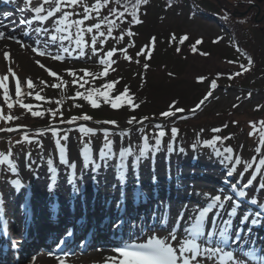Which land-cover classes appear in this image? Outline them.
Masks as SVG:
<instances>
[{"label":"snow or ice","instance_id":"1","mask_svg":"<svg viewBox=\"0 0 264 264\" xmlns=\"http://www.w3.org/2000/svg\"><path fill=\"white\" fill-rule=\"evenodd\" d=\"M6 2H11V0H6ZM113 0H95V2L92 5H88L86 3V0H37V6L32 7L33 0H24L25 8H30L31 11L35 13L34 19L39 22H47L50 18L53 19L52 23V32L54 34L50 35V43H55L58 40L61 42V49L63 53H70L72 49L69 47L63 46V41H68L70 44L74 41L76 50H79V56L83 57L86 55L84 49L89 46L88 41L85 40L84 34L89 33L91 35V51L94 55H97L99 57V63L103 65V70L100 72H92L88 69H80L79 71L83 73V75L78 76L77 71L74 70H66L68 71L69 75L73 77L72 83H80V87H84L85 84L89 83L85 77H92L93 79H99L103 77H107L109 75V69L111 68L112 64H114L116 61H114L112 58L116 54L117 51H120L124 54V58L128 60L129 62L133 61V57L128 54V48L125 47L123 49H117L112 48L111 50H108L104 53L103 56H100V52L102 49L97 48V41L105 36L111 37L113 30L117 27V21H127L126 14L131 15L132 19L130 21H127L128 23H140V21L137 17V13L140 9L141 5H145L148 3V0H128L126 4L122 5V0H114L115 7H108L109 4H111ZM251 2V0H249ZM129 5H131V11L129 12ZM77 7H81L83 9L82 13L73 11ZM107 8V15L101 16V10ZM66 9H73V10H66ZM23 11V9H21ZM60 14L57 16V14ZM93 13H95V16H93ZM9 13H5L4 17L7 19L9 16ZM74 16H80L81 18L73 19ZM114 17V19L110 18ZM227 19V15L224 17ZM90 19H96L97 22L85 26V21ZM25 24L31 25V20H25ZM3 27H7V25L3 24L2 21H0V39H11L16 40L15 36H6V34L2 31ZM106 27V31H102L101 29ZM73 29H75V32H73ZM14 31V29H13ZM34 31L40 35L43 34L45 36L49 35V29L47 27L44 28H36ZM127 36H134L136 35L131 31V29H128L126 33H122L116 37L117 40L122 41L124 39V35ZM24 35H29V33L25 32ZM155 37L151 38V41L149 45H146L145 47H149L155 43ZM177 38L173 34L171 37V40L175 41ZM189 37L187 35H184L182 38L179 39L180 44H184L185 41H187ZM17 43L23 44L22 41L16 40ZM104 40H100V43H104ZM202 40L198 39L195 44L192 45L191 51L196 52V44H200ZM219 42V41H216ZM39 43V41H37ZM27 47H31V45H28ZM129 47H134V43L130 42ZM32 50L36 52L40 56H50L51 59L56 61H63L65 59L64 55L57 53L55 55H52L50 52L43 51L38 47H33ZM177 52H180L181 49L179 47L176 48ZM144 54L143 51L138 52L136 55H142ZM202 55H209V53H201ZM6 58L10 57L9 53H5ZM151 57L149 56L148 59ZM136 63H139V60L135 61ZM36 63L41 67L42 69H45L48 71L49 75L52 77H56L60 80V83L52 84L51 87L59 89L62 85L66 88L67 82L63 81L58 74L55 71H52L51 69H46V66L41 63L40 61H36ZM231 63V61H230ZM254 61L251 57H248V65L253 64ZM145 69L149 67V64L145 63L143 65ZM240 68L242 71H237L235 73V76L238 77L243 74V72L250 71V68L244 64L240 65ZM112 71H115L114 68L111 69ZM12 77L15 78L14 80V87H15V95L17 97L22 95L21 91V81L16 76V73L14 70L9 68L8 70ZM169 76H173V73H168ZM230 79L233 77H229ZM9 77L8 75L0 76V88L3 89V99L5 102H7V107L9 109H12L14 107V104L10 102V95H9V85L6 83L8 81ZM199 82H204L207 77L200 76L197 78ZM82 82V83H81ZM41 83H46L42 81ZM119 83V78L114 81L107 82L102 85V89L100 88H91L87 90V94L77 91L75 93L76 97L82 98L83 100L87 101L93 108H99L101 107V104L99 102V98L103 99L104 103L110 104V106L113 109H119L123 105H129L133 109L139 107L138 104L133 103V99L130 96H127L130 89L126 85L124 88V92L120 95H117L115 99H112L110 93L114 90L115 85ZM209 88L204 94L203 98L195 105L194 108H192L190 111L195 112L198 109L201 108L202 105H204L210 97H213L214 90L218 88V84L216 79H211L208 81ZM27 87L29 89H32L35 87L33 81L31 78H28L26 81ZM28 95H32L31 92L28 93ZM252 95L251 92L248 93V96L250 97ZM127 97V98H126ZM35 99L37 100H44L45 97L41 96L39 93H36ZM56 103H63V101H56ZM20 106L24 109H27L31 112V115L34 117H42L45 115V112L36 110H32V105L20 103ZM78 107H81V105H77ZM233 107H238V105H233ZM51 112V115L55 117L57 115V112L55 110H49ZM185 110L183 108H178L175 106V104L169 105L168 110L164 111L161 115L164 117H175L177 113H182ZM15 119H19V117H14L12 115H3V109L0 108V120H6L8 122H11ZM92 120L93 117L82 114L80 117H73L70 121H66L67 123H75L76 120ZM149 119L148 117H144L143 120ZM143 120L139 121L140 123H143ZM136 121V117H131L127 123L132 124ZM96 123H102V124H112L118 126V123L116 121H96ZM233 123H238V121H234ZM250 127L252 128V132L249 133L250 136H253L256 134V132H259V142L258 146L255 148V152L258 154V158H253L252 160L248 162H244L240 157L233 158V149L231 147H226L224 149V152H221L219 149H215L217 156H224V153H228L229 155L224 156V160L228 162V164H231L232 167L229 168L227 175L229 177L233 176L234 173H238L239 170L237 169L236 165H243L244 169H253L254 165V171L250 174L249 178L247 179V182L243 185V188L238 192V195L240 197H247L248 193H246L243 189L245 188H251L254 185V182H257V178L260 177V181L258 183V187L261 191H264V120H260L258 122L251 121ZM257 124H259V127H257ZM228 125L225 124L224 127L226 128ZM156 127L162 128L161 125H156ZM52 132V135L56 137L55 144L59 150L60 155V161L62 164L68 165L70 168L73 169V176H75V164H70L69 160L67 158V146L65 144H61V139L67 140V136L60 137L59 131L55 127H49V129ZM17 131L16 128L13 127H7V128H0V132H13ZM79 131L84 134H94L95 129L81 126L79 128ZM105 134L106 143L103 146V149L100 151V157L101 159H104L106 157H110L112 155V141L107 140L108 137V131L106 129L103 130ZM141 131H143L141 129ZM214 132H220L222 129L216 128L213 129ZM178 132L177 129L173 128L172 133L175 135ZM124 133H121L123 135ZM165 132L161 130L159 132V137L156 140V150H159V145L161 143L160 138L165 136ZM231 137H221L219 135L215 136L214 139L205 141L204 143L207 146L215 148L216 141H221L222 139H230ZM23 142L31 143L32 139L29 137V134L27 132L23 133ZM17 143H21V141H17ZM42 147V145H41ZM149 148L147 138L144 139V148L140 151V154L136 157L137 166L139 165L140 158L143 156H146L147 150ZM104 149H107L105 151ZM171 151V148L169 149ZM183 151V149H181ZM82 154L84 156V162L85 166L88 165L89 162L94 163L92 161L91 157V149L88 145H85V147L82 150ZM132 149H124L120 152V163L117 166L118 167V175L121 179V181H124L126 179L125 177V171L127 169V165L125 163V158L129 155H132ZM12 152L9 151L7 154L0 153V164H5L9 166L12 173L18 175V165L15 161L11 159ZM49 170L53 174L52 180L55 182L56 180V173L57 169L53 167V161L51 159L48 160ZM96 169L100 168V164L95 165ZM139 178L137 177V182ZM155 181V177H154ZM11 184L15 187L17 191H19L24 185L22 184L21 180L14 179L11 181ZM235 187V185H233ZM76 189L74 188V191ZM123 191V189H122ZM141 195H143L142 191L137 187L135 189V196L139 198ZM207 206L200 207L194 210V214L192 217H190L191 220V226L185 228V232L187 235L181 240L178 241V246H174L172 241H177V235L174 231H169L168 237L161 238L159 236H152L150 237L147 242L145 243H126L123 246L116 247L113 251L115 253H118V256L108 257L106 258V264L107 261H110L111 264H229V262H232V264H250V261L247 259L248 257H251L253 260L257 259L255 249H252L251 251L245 252L243 255H241L239 252H233V251H226L225 246L229 244V241L232 237H235L236 239H243V237L239 236V233L234 230V222L232 217H236L238 213V207L236 203L233 202V197L224 195V194H217V195H211L209 197V200L206 202ZM253 204H259V207L264 208V202H258L256 199H252ZM3 200L0 198V212H3ZM214 209H217L218 211L215 212V216L219 217V223L216 222V220H212V230L208 231L206 233L205 231V224L206 219L208 218L209 214L213 212ZM225 213L228 216V219H224ZM180 218H183V214H179ZM251 225H258L260 224L259 220V213L256 214V218H250L247 215H241L239 220L235 224V228H239L241 223L249 222ZM163 224L167 225V216H165L162 220ZM231 233V235H230ZM71 235V232L68 233ZM218 236V240H214L213 238ZM250 240V237H248ZM49 255H53L52 253H49ZM59 264H66V260L60 259ZM260 264H264V259H260Z\"/></svg>","mask_w":264,"mask_h":264},{"label":"trees","instance_id":"2","mask_svg":"<svg viewBox=\"0 0 264 264\" xmlns=\"http://www.w3.org/2000/svg\"><path fill=\"white\" fill-rule=\"evenodd\" d=\"M94 2L95 0H86L88 5H92ZM127 2L128 0H122L120 7L122 8L123 4ZM252 2H255V0H251V2L249 0H148L147 4L140 6L137 13L138 19L142 22L128 23L127 21H130L132 17L126 14L127 21L118 20L112 36L106 40L105 45L108 50L127 47L128 54L133 57L132 62L126 60L122 52L117 51L114 55L116 63L113 68L115 71L110 68L109 75L99 79L85 77L89 83L85 84L84 87H80V83H72L73 77L66 71L67 65L62 62H55L54 66H58L56 68L58 76L67 82V87L65 88L63 85L59 89L51 87L52 84L60 83V80L44 72L42 80L46 83L36 88L32 95L23 93L17 103L12 102L14 104L12 109L8 107L3 109L4 116L12 115L19 117V119L11 122L0 120V128L19 125L42 127L51 124H62L70 121L73 117H80L82 114L93 117L92 120L95 121L121 120L127 116L142 120L148 115L159 114V112L166 109L165 106H159L158 104L162 97H179L184 104L196 100L198 97L196 90L200 86L197 78L200 76L207 77L206 80L208 81L210 78L217 79L220 82L226 81L229 88H235L234 90L243 94L244 90L252 85L259 86V83L264 85V29L261 27L262 22L255 20L254 13L257 9L254 8L243 16L240 13H234L235 11L242 12L246 10ZM115 6L114 0L108 5V7ZM73 11L82 13L83 9L77 7ZM130 11L131 5H129ZM107 14V8L101 10V16ZM226 15L227 19L224 18ZM93 16H95V13H93ZM110 18L114 19V17ZM89 21L97 22L96 19H90ZM195 21L209 25L210 30H220L219 40L225 38V42L210 40L211 43L206 46L205 50L199 45L198 51L200 55H202L201 53H209V55L202 56L207 57V59L214 57L217 64L222 62L225 67L219 68L215 73H210L213 68L209 66L205 70L209 69L208 73L211 76H197L195 81L191 82V86H185L182 75L186 72L187 62L190 60L187 59L183 50L189 45V42L187 40L184 44L179 43V39L184 34L182 32L178 33L176 27L187 22L195 23ZM128 29H131L136 35L130 37L125 34L122 41L116 39L118 35L126 33ZM173 34L177 38L175 41L171 40ZM153 37L156 38L155 43L145 47L149 45ZM87 39L91 40V35ZM130 42L134 43V47H129ZM100 44V40H98L97 45ZM177 47L181 49L180 52L176 51ZM141 51L144 54L137 56L136 54ZM149 56L150 59H148ZM248 57L252 58L253 64L248 65ZM136 60H139V63H136ZM145 63L149 64L147 69L143 67ZM241 64L248 66L250 71L243 72L242 75L236 77L235 73L242 71ZM75 67L78 76L83 75L79 71L80 69H88L92 72L103 70V67L96 62H87L86 60L78 61ZM170 72L174 75L169 76L168 73ZM229 77L233 78L230 79ZM118 78L119 83L115 85L114 90L110 93L112 99L123 93L127 85L130 89L127 96L132 97L133 103L138 104L139 107L133 109L129 105H123L119 109H113L110 104L104 103L103 99L99 98L101 107L93 108L87 101L75 96L77 91L87 94V90L91 88L103 90V84ZM36 93H39L45 99H35ZM253 93L252 96L255 95ZM56 101H63V103H56ZM21 102L32 105L33 111L45 112V115L42 117L32 116L30 111L20 106ZM77 105H81V107ZM49 110H55L57 115L53 117ZM250 114H257L259 117L264 115V101ZM255 119L257 117L251 118L245 124H232L231 127L227 126V129L223 126V131L225 133L230 131L238 133L242 128L248 132L252 131L249 122H258ZM257 127H259V124H257ZM195 131L196 129L193 127L184 126L180 129L179 138L184 137L186 133L193 134ZM255 136H259L258 131ZM236 137L237 135L234 138ZM251 138L253 137L249 136V139ZM2 139V142H0L2 147L11 149L12 144L20 139V136H13L10 140Z\"/></svg>","mask_w":264,"mask_h":264},{"label":"rangeland","instance_id":"3","mask_svg":"<svg viewBox=\"0 0 264 264\" xmlns=\"http://www.w3.org/2000/svg\"><path fill=\"white\" fill-rule=\"evenodd\" d=\"M229 1V0H228ZM14 9L17 12V18L20 19V23L22 24L21 30L22 31H28L32 30V32L35 34L31 38V40H26V42L23 41V43L27 44L30 43L32 47H27L25 48L24 45H20L19 52L18 54H15L11 51H0V76L8 75L9 79L6 83L9 85V95H10V101L11 100H16L17 96L15 95V87H14V80L15 78L12 77L11 73L8 71L9 68L14 70L16 73V76L20 79L21 81V91L24 92H33L35 88L41 83L43 73L47 72L45 69H42L39 67V65L36 63V61H40L43 63L46 67L48 66L51 68V70H55L54 63L56 60H53L50 58V56H40L36 52L32 50L33 47H38L43 51L50 52L52 55H55L54 51H51L49 49L53 48V50H59L60 49V54H64L61 49V42L58 40L55 43H50V35L54 34L52 32V23L53 19L55 18H50L47 22H39L34 19L35 13L30 10V8H25L24 0H19L18 2H13ZM258 7L254 6L252 9H257L260 11H255L254 16L257 14L258 18L261 20V27L264 29V0H262L261 3H257ZM37 6V0H33V5L32 7ZM261 8V9H260ZM23 9V11H21ZM66 10H72V9H66ZM75 10V9H74ZM60 14L58 13L57 16ZM256 17V16H255ZM81 18L80 16H75L74 19ZM31 20L32 23L31 25L25 24V20ZM96 22L86 20L85 21V26L92 25ZM44 28L47 27L49 29V35L45 36L43 34L38 35L34 29L36 28ZM209 25H205L202 22H196L195 23H184L176 27V31H179L178 33L182 32L184 35H188L189 39L187 42H189V45L185 47L183 52L186 54L187 59L190 61L187 62V67H186V72L183 73L182 77L184 78L185 81V86H191V82L195 81V78L200 75H209L211 76L208 70H205L207 67L210 66V68H213V70L210 71V73H215L219 68H224L222 62L217 64L216 58H205L204 56L199 54L198 51V46H202V48L205 50L206 46L211 43V41H219V42H225V38L221 39V41L218 39L221 35L218 30H210L211 28H208ZM102 31H106V27L101 29ZM74 32V29H73ZM108 39V36L102 37L99 40H106ZM200 39L202 42L200 44H196V52L191 51V47L195 42ZM211 40V41H210ZM39 41V43H37ZM63 46H68V42L63 41ZM9 53L10 57L6 58L5 53ZM90 57H95V55H88ZM58 62V61H56ZM55 67V68H54ZM56 71V70H55ZM48 73V72H47ZM49 74V73H48ZM28 78H31L33 81L35 87L32 89H29L27 87L26 81ZM211 79V78H210ZM251 84V83H250ZM258 86H252L254 91H255V98L254 101L250 103V99L248 97L240 95L238 91H233L230 92L229 94L225 95L221 92L224 91L222 88L225 86L224 82L219 83V89L216 90L215 94L213 97L208 100L201 109L192 112L190 111L199 98V96H202L209 88V83L205 80L204 82H201L199 88L196 90L198 97L196 100L191 101L187 104H185V107L189 110L185 113L186 116L184 117L185 119H182L183 122H188L190 125L189 127H193L195 129H198L196 134L194 135L193 138H187L188 141L186 143L179 144L176 140V136L173 135L172 130L170 129L171 127H166L169 123L167 122H161V121H156L153 126L149 129L148 125H142L141 123L138 124V122H134L132 124L127 123V121L130 118L122 120L119 124L118 127L112 130V135L107 137V140L112 141V156L115 160L114 164H117L116 162L119 160V154L122 150L131 148L132 149V155L127 156L125 158L126 164H129L130 167L136 168L137 162H136V157L138 154H140L141 151V142L144 141L143 138H147L149 142H151V150L147 152L146 156H143L140 158L139 165H145L149 166L152 164L154 157L159 159V165H160V158H162V163L166 164V167L172 166L174 167V162H178L180 159L179 152L183 153L186 157V159L190 160L192 154L199 155L200 161L203 163L205 161H212L213 165L207 166V169H210L209 171L213 172H219L220 170H226L231 164H228L227 161L224 160V156L229 155L228 153H224V156H217L215 149H219L221 152H224V149L226 147H231L233 149V158L235 157H240L244 162H248L252 160L253 158H258V154L255 152V147H252L251 150L249 151V141L247 137V132L242 131L240 129L238 132L239 137L237 141L232 144V145H224L223 141H216L217 146L215 143V148L207 146L205 143H201L203 141V135L206 134V129H211V127L218 126L219 124H226L229 123V125H232L234 121H242L247 119L248 117L252 118H258L259 115L257 114H249L246 112H251L253 111L252 109H255V107L258 106V104L261 102V100L264 101V85L263 83H259ZM193 88V87H192ZM190 88V89H192ZM189 89V90H190ZM200 89V90H199ZM230 91V90H228ZM193 95V94H192ZM4 93L3 89L0 88V108L4 107L7 102L3 99ZM252 100V99H251ZM159 106H167L175 104H184L179 97H162L161 100L159 101ZM238 105V107H233V105ZM257 105V106H256ZM181 115V113H178ZM177 114V115H178ZM176 117V116H175ZM260 120H264V116L259 117ZM169 120V119H167ZM166 120V121H167ZM162 126L165 124L164 127L165 129H162L160 127H156V125ZM235 123H233L234 125ZM175 125V124H171ZM55 127V126H52ZM58 129L57 127H55ZM49 128H44L38 131V133L34 134H29V137L32 139V142L29 143L31 146L35 147V150H26L24 147H16L15 149H12V157L11 159L15 161L18 165V175L14 174L11 172L10 169L5 166V164H0V198H3V203H8L9 200V195L12 192V189H15V187L11 184V181L14 179H21L24 180L25 176L24 173L25 171H38L39 168H42L46 166V169L48 171L47 176L45 177L46 181L49 182V177L51 175V172L49 170V165H48V160H58L60 161V155H59V150L55 144V139L52 135V132L48 130ZM141 129L143 131H141ZM216 129V128H214ZM163 130L166 134L164 137L160 138L161 143L159 145V150H156V140L159 137V132ZM59 136H67V140L61 139V144H65L68 149V157H70V144H73L75 148H77L78 153L82 156V148L85 147V145H91L96 149V156L100 157V151L103 149L104 144L106 143L105 138H101L102 133H97V134H82L81 132L79 133V126H67V128H63V130L58 129ZM212 132V131H211ZM121 133H124L121 135ZM2 134V132H0ZM213 134V132H212ZM216 135H213L215 137ZM192 140V141H190ZM194 142V143H192ZM259 142V141H258ZM21 144L27 146L26 142L21 141ZM42 145V147H41ZM256 147L258 146V143L255 144ZM171 148V151L169 150ZM183 149V151H181ZM107 151V149H104ZM114 151V152H113ZM264 151V150H262ZM9 151H5L4 149L1 148L0 146V153L7 154ZM137 152V153H136ZM250 152L249 154H247ZM118 156L116 157V155ZM162 154V155H161ZM101 159V157L99 158ZM217 159V161H216ZM170 161L172 164H170ZM161 163V165H163ZM45 165V166H44ZM53 166V165H52ZM68 166V165H67ZM239 166V172L238 173H245V179L242 176H239L238 174L233 177V180L239 183V186L237 187V190L240 191L241 188H243L242 182L244 183L247 181L249 178L250 174L253 173L255 165L253 169H244L243 165H238ZM54 167V166H53ZM63 167L66 168V165L61 167V170ZM150 168V166H149ZM70 169L68 166L67 170ZM194 170L195 172L197 170H204L206 169L204 166L199 165V166H191L188 168ZM25 170V171H24ZM58 171V170H57ZM70 171V170H68ZM61 171H58V173ZM212 172V173H213ZM71 173V171H70ZM68 173L70 176L71 174ZM136 173L133 171V176ZM67 178V177H66ZM220 178H223L224 180L226 179L224 173L220 176ZM62 179V175H61ZM192 180V179H191ZM202 180V181H201ZM25 181V180H24ZM69 180V184H70ZM198 181V186L196 188H191L195 189L194 192L199 193L202 191L203 188L205 189H210L208 187L209 183L216 184L217 187L223 188V181H217L215 183L214 180H209L205 181L204 178H200ZM260 181V177L257 178V182H254V185L249 188V190L252 189L254 192V195H258L260 200L264 202V191H261L258 187V183ZM191 182V181H190ZM26 185H28V182L25 181ZM25 183L22 182L23 185ZM215 185V186H216ZM72 188H75L76 184L72 182L70 184ZM205 186V187H204ZM68 187L66 188L65 192H68ZM85 188H78V191H80V196L86 195V191H82ZM198 190V191H196ZM246 191L245 189H243ZM25 191H23V196L22 199L19 201L18 206H22L25 196ZM193 192V190H192ZM193 192V193H194ZM70 193L74 194L73 189L70 188ZM14 204L11 205V207ZM13 208V207H12ZM178 211L174 213L173 216H177ZM31 253H27L26 255H30ZM62 254V253H59ZM39 263L41 264H52V262L48 263V259L44 258L39 260ZM68 264H77V261H69L67 260ZM22 264H25V261L22 262Z\"/></svg>","mask_w":264,"mask_h":264},{"label":"bare ground","instance_id":"4","mask_svg":"<svg viewBox=\"0 0 264 264\" xmlns=\"http://www.w3.org/2000/svg\"><path fill=\"white\" fill-rule=\"evenodd\" d=\"M18 2L19 0H15ZM4 15L0 12V20H4ZM9 33L6 36H15L16 40L22 41L19 39V36L16 34V32ZM16 40H11V39H0V51L3 52L5 51H11L15 54H18L20 45H24L25 48H27V45L25 43H17ZM70 157L68 158L70 164H75V179L76 181V186H75V191L74 188H72L69 185V180L70 177L68 176V170L67 167L63 168L61 171L62 179L61 184L63 183L62 189H60V196L58 197L57 200H59V203L61 205L60 211L57 213L58 216H54L51 214V212H45L43 211L40 212L39 208V198L46 194L49 199L54 200L55 195L53 192H51V189L47 186L46 183V176H47V169L46 166L45 168H39L38 171H25L24 176H25V181L28 182V186L31 187L33 190V193L35 194V199L33 202H31L32 208L36 211L34 213L35 215V221L33 224H35L34 227L29 229L30 232V238L27 241H24V244L22 245V248L20 251H18L19 258L16 261L15 264H21L22 261H25V264H41L39 263V260L47 258L48 263L52 262V264H59V260L57 257L59 256H54V255H48V254H43L40 253L43 245L49 247V245H46L48 241H51L56 239L59 234L62 233L64 228L70 224L76 223L77 219L83 221V225L80 227V233L79 235H84L88 236V230L92 229V234L90 237L92 239L97 240L98 238L102 237L104 239L109 238L110 230L112 229V221L114 217H120L125 219V223L123 227L126 229L131 225H135L136 221L138 220V223H140L139 220H145V222L148 221L149 218L152 216L154 217L157 212H153L152 208L156 207L159 203V200H164L168 199V204L170 203V209L166 208L167 210L171 211L172 216L175 211L179 210H185V215H183V223H181V227L178 231V236H177V241H172L174 246H178V241L181 237L186 236L187 233L185 232V228L190 227L188 224L191 221L190 217L193 216L194 210L196 209L195 206L192 207H184L183 203L187 201H183L186 197L190 196L191 198H194L195 200H200V199H207L211 195H215L214 193L212 194H205L203 193H190V189L193 188V186L198 185V179L196 178L193 174H196V172L192 173V171H189L188 168L186 167L187 165L184 163L185 161H188V159L184 158V154L179 153L180 159L178 162H174V173L169 176H167L169 173H167L164 170L163 165H160L156 171L157 174V183L153 184V181L151 180L152 177V171H149L146 167L142 168V171L144 172L145 175L141 176V187L143 190H148L152 187V184L157 186V189L159 191V196L156 198L154 197L156 193L152 194L150 191L147 194V200L144 203H140L138 206H134L132 203V194H130L129 197V208L130 211H128V215H123L119 214L118 212L116 213H111L110 211H115V207L117 206L120 200H118V193L116 191H120L119 188V182L118 179L114 178V175L117 173L116 168L118 169V165H114L111 163V160H109V157H106L104 159H99L100 157L95 156L96 154L94 153L93 158L94 163H90L89 165L85 166V162L82 161L81 155L78 153L77 148L74 147L73 144H70ZM162 155V154H161ZM118 159H121L119 157ZM53 161V166L56 169L61 168L65 164H62L61 161L58 160H52ZM107 161V162H106ZM160 162L162 163V158H160ZM100 164V168L96 169L95 171V165ZM163 164V163H162ZM206 164H208L206 162ZM67 166V165H66ZM71 172L73 173V169H70ZM210 169H204L202 172L204 174H207V176H210L212 171H209ZM198 172V171H197ZM67 177V178H66ZM190 179V180H189ZM192 179V180H191ZM191 181V182H190ZM202 181V180H201ZM71 188L74 191V194H67L65 192L66 188ZM78 188H85L86 190V209L85 215L82 213V206L80 202L81 196L80 191H78ZM111 188H115V192L112 194V200L113 203L111 202L112 207L107 206V203H104V200L106 199V196L108 194H111ZM16 189H13L12 193L9 195V201L11 199V196L14 195L16 197L17 204H19V201L22 199V191L16 192ZM128 192L134 191L133 189H127ZM170 193V194H168ZM71 195L72 199L76 202V208L74 209L73 212L68 214V205L66 203L67 197ZM108 202V201H107ZM159 210L165 209V205L161 204L158 205ZM244 206L241 208H238V218L243 215V211L241 210ZM18 208V207H17ZM109 211L110 216H106L104 214ZM153 212V213H151ZM20 210H16L15 214H19ZM161 212H158V215ZM20 216V214H19ZM236 220L237 216L235 217ZM213 220V219H212ZM212 220L207 219V225L211 223ZM136 223V225L138 224ZM171 227V224H170ZM169 229V227H167ZM235 230V227H234ZM207 231V228L205 229ZM138 234V233H136ZM148 234V233H147ZM135 235V234H134ZM231 235V233H230ZM146 236V234H144ZM160 237L166 238L168 237L167 234H163L162 236L159 235ZM262 245H264V239H260L258 241ZM8 242H5L3 240H0V262L10 259L11 257V250H6V246ZM5 247V250L3 249ZM46 247V248H47ZM87 250L84 251L83 253H78L77 251H73L71 256L67 257H59L60 259L67 260L69 261H77V264H106V258L108 257H113V256H118V253H115L113 250L115 248L105 245L104 243L102 245H94L90 244L86 248ZM28 251H33L37 252L34 255L35 260H31L33 256H24V254L28 253ZM107 264H111L110 261H107Z\"/></svg>","mask_w":264,"mask_h":264},{"label":"water","instance_id":"5","mask_svg":"<svg viewBox=\"0 0 264 264\" xmlns=\"http://www.w3.org/2000/svg\"><path fill=\"white\" fill-rule=\"evenodd\" d=\"M259 1H262V0H259ZM252 6H254V5H252ZM250 9V8H249ZM244 14V13H243Z\"/></svg>","mask_w":264,"mask_h":264}]
</instances>
